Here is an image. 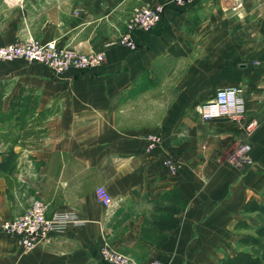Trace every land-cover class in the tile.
<instances>
[{"label":"crops","instance_id":"1","mask_svg":"<svg viewBox=\"0 0 264 264\" xmlns=\"http://www.w3.org/2000/svg\"><path fill=\"white\" fill-rule=\"evenodd\" d=\"M145 1L169 0H1L0 45L55 41L104 51L106 61L61 76L40 63L0 62V264H108L105 246L139 264H220L249 251L239 224L256 229L243 207L264 194V0L169 7L153 31L137 34L136 50L111 45ZM164 69L181 72L171 96L172 81L157 79ZM227 87L241 90L245 122L203 120L199 107ZM21 99L36 109L22 122L5 118ZM153 136L161 143L150 149ZM101 186L110 208L96 197ZM36 202L50 217L72 212L84 223L23 252L1 224Z\"/></svg>","mask_w":264,"mask_h":264},{"label":"built area","instance_id":"2","mask_svg":"<svg viewBox=\"0 0 264 264\" xmlns=\"http://www.w3.org/2000/svg\"><path fill=\"white\" fill-rule=\"evenodd\" d=\"M193 3V0H169L164 3L146 2L137 7L126 23V28L120 33L118 44L136 50L141 45L137 34L153 31L162 21L166 10L169 7L177 9L185 8ZM24 60L28 63H40L52 70L56 76H61L71 70L84 71L101 66L106 61L104 51L81 54L73 49L59 47L55 41L43 43L31 39L25 42H14L7 45H0V62H14ZM201 118L205 121H212L220 118H227L232 122L243 124L246 118V102L237 87L222 88L217 91L213 100L202 104L199 109ZM254 124L246 125V140L238 149L239 161H248L247 153L250 150V143L247 141L251 135ZM150 149L161 143L159 136L150 139ZM165 164L171 175L178 172L177 162L171 158L165 159ZM96 197L106 208L113 205V198L107 188L101 186L96 189ZM75 213H57L52 217L48 215V206L43 202H36L23 215L12 220L5 221L2 232L14 238L20 243L23 252L32 251L41 242L50 238L51 235H60L71 225H82ZM102 258L108 264H139L109 246H105L100 252ZM144 264H165L161 261H152Z\"/></svg>","mask_w":264,"mask_h":264},{"label":"trees","instance_id":"3","mask_svg":"<svg viewBox=\"0 0 264 264\" xmlns=\"http://www.w3.org/2000/svg\"><path fill=\"white\" fill-rule=\"evenodd\" d=\"M7 94V83H0V121L2 120L1 112L2 105L4 101V97ZM36 109V103L31 99L26 101L25 99H21L18 103L16 101L12 104L11 114H4L5 118L12 119L13 116L17 115V120L22 122V118L31 114ZM11 156H14V152H10ZM260 203L255 199H251L248 201L244 207L243 211L247 214L258 213L261 211ZM241 228L247 229L251 231L253 228L248 225L246 222H241L239 224ZM259 238L247 234L245 237H242L239 240V244L241 247H254L259 244ZM220 264H263V259L261 256L252 254L247 251H236L232 256H228L221 260Z\"/></svg>","mask_w":264,"mask_h":264},{"label":"rangeland","instance_id":"4","mask_svg":"<svg viewBox=\"0 0 264 264\" xmlns=\"http://www.w3.org/2000/svg\"><path fill=\"white\" fill-rule=\"evenodd\" d=\"M6 10H7V8L2 5V2L0 0V13H2L0 15V20H1V18H8L6 16L4 17V14H5L4 12ZM31 39H34V38H31ZM31 39H28V40H31ZM35 40H37V39H35ZM25 41H27V40H23L20 42H25ZM16 42H19V41H16ZM169 73L170 72L167 69L160 70V71H158L157 79L161 80V81H167V80L172 81L170 85H173V86L168 87L169 88L168 95L171 96V95L175 94V92H176V89H175L176 87L174 85H175V81L181 75V72H176L171 77L169 76L170 75ZM250 137H251V135L248 136V140L250 139ZM261 200L262 201L260 203V206H261L262 210L259 211L258 213L253 214L251 217H249V222L255 224L254 228H256V229H253V230L247 232L249 235H253V236L259 238L258 239L259 244L254 246V247H249V251H247V252H250L252 254H255V255H258V256H261L262 258H264V194H263ZM4 222L5 221H3L2 224ZM2 224H1V226H2ZM1 231H2V229H1Z\"/></svg>","mask_w":264,"mask_h":264}]
</instances>
